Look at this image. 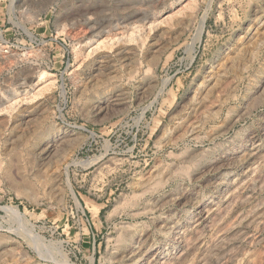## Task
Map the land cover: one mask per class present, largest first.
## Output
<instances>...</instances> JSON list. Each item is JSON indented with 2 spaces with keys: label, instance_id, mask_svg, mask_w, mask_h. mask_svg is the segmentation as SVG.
I'll return each instance as SVG.
<instances>
[{
  "label": "rangeland",
  "instance_id": "rangeland-1",
  "mask_svg": "<svg viewBox=\"0 0 264 264\" xmlns=\"http://www.w3.org/2000/svg\"><path fill=\"white\" fill-rule=\"evenodd\" d=\"M0 264H264V0H0Z\"/></svg>",
  "mask_w": 264,
  "mask_h": 264
},
{
  "label": "bare ground",
  "instance_id": "bare-ground-1",
  "mask_svg": "<svg viewBox=\"0 0 264 264\" xmlns=\"http://www.w3.org/2000/svg\"><path fill=\"white\" fill-rule=\"evenodd\" d=\"M44 74H45V73L43 72V73H42V78H44V77H43ZM45 141H46V140H45Z\"/></svg>",
  "mask_w": 264,
  "mask_h": 264
}]
</instances>
